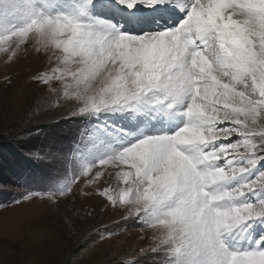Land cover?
Instances as JSON below:
<instances>
[{
	"label": "snow or ice",
	"instance_id": "1",
	"mask_svg": "<svg viewBox=\"0 0 264 264\" xmlns=\"http://www.w3.org/2000/svg\"><path fill=\"white\" fill-rule=\"evenodd\" d=\"M30 50L77 123L25 200L97 194L151 230L153 264H264V0H0V53Z\"/></svg>",
	"mask_w": 264,
	"mask_h": 264
},
{
	"label": "rangeland",
	"instance_id": "2",
	"mask_svg": "<svg viewBox=\"0 0 264 264\" xmlns=\"http://www.w3.org/2000/svg\"><path fill=\"white\" fill-rule=\"evenodd\" d=\"M62 3L70 7L71 0ZM47 66V55L34 50L21 52L12 62L0 53V132L7 133L0 137V264H119L135 257L137 264H153L156 255L140 253L154 244L151 230L122 220V211L105 207L99 195L78 194L58 211L42 197L24 199L29 192L47 189L55 170L49 149L64 146L68 130L77 123H56L58 112L51 110L55 99L32 82L31 76ZM5 76L13 80L11 86ZM36 127L42 136L13 139ZM93 206L95 216L85 217L83 212ZM103 227L112 234L101 240L94 233Z\"/></svg>",
	"mask_w": 264,
	"mask_h": 264
},
{
	"label": "trees",
	"instance_id": "3",
	"mask_svg": "<svg viewBox=\"0 0 264 264\" xmlns=\"http://www.w3.org/2000/svg\"><path fill=\"white\" fill-rule=\"evenodd\" d=\"M27 115V114H26ZM10 131H12L11 129H10ZM1 152H3V149H0V153ZM18 162H20L21 164H22V159H21V157L18 159ZM6 164V163H5ZM9 166H10V164H8ZM6 166H7V164H6ZM11 167V166H10ZM7 168H8V166H7ZM26 169V167L24 166V168H23V170H25Z\"/></svg>",
	"mask_w": 264,
	"mask_h": 264
}]
</instances>
